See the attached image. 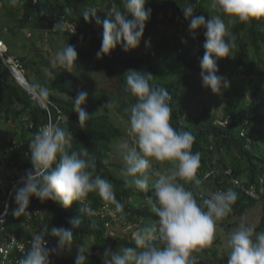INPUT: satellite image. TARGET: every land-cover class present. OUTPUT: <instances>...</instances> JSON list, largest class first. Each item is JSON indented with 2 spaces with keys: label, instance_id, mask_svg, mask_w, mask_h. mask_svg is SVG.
<instances>
[{
  "label": "trees",
  "instance_id": "1",
  "mask_svg": "<svg viewBox=\"0 0 264 264\" xmlns=\"http://www.w3.org/2000/svg\"><path fill=\"white\" fill-rule=\"evenodd\" d=\"M0 3L2 8H8L18 23L9 26L10 31L31 23L41 31L38 39L47 38L50 51L57 54L71 44L78 53L72 72L60 67L51 72L48 67L50 60L45 61L44 58L48 57L49 50L41 55L43 49L36 47L39 53L36 54V50L34 58L25 53L15 55L22 64L23 73L47 106H42L33 93L22 88V83L18 84L7 64L0 59V122L6 126L0 134H8L12 140L21 143L17 149L3 151L14 164L9 168L0 165V216H3L6 207L8 209L4 223L0 224V247L13 236L23 245L22 249L15 247L10 250L7 258L0 255V264H18L31 246L33 233L39 232L45 225L49 230L64 227L73 231L72 249L51 255L52 264H75L77 245H83L87 250L86 264H103L106 249L118 251L121 247L135 246L131 231L125 229L129 222L141 227L142 217L158 219L151 211L150 200H154L151 187L147 192L125 187L122 172L118 174L116 170H123L124 165L111 160V153L128 134L129 113L124 109L135 102V98L124 91L125 76L129 70L152 74V83L164 87L172 98V126L188 130L194 136L192 151L199 152L201 156L197 176L202 182H179L184 183L195 198L200 195L197 188L228 189L231 186L227 180L229 175L245 179L248 184L264 186L261 180L264 177V91H261V86L253 84V80L250 81L251 86L245 79L241 83L240 77H226L230 82L229 87L222 89L226 100L218 103L216 108L204 104L200 111H194L190 103L193 94L210 89L203 85L200 65L206 51L203 47L206 29H197L193 38L182 7L191 5L194 15L208 20L217 14L210 8L211 0H147L145 7L152 10L144 31L148 30L153 41L149 49L128 53L117 45L110 55L99 59L97 52L101 48L103 26L98 25L94 17L90 21L85 20L82 13L96 8V15L103 21L111 7L123 8V0H17L16 4L11 0H0ZM223 19L228 32L234 37V56L217 60V75L225 77V72L236 74L239 71L247 75L255 74L256 70L264 72V18L244 23H231L226 15ZM58 24L60 27L56 28ZM92 60H95L94 63L89 64ZM86 66L95 69L96 77L102 76L107 80L105 90L99 91L102 98L97 99L94 105H82L89 119L81 128L74 100L83 91L78 85L84 78ZM92 84L97 85L95 82ZM249 92L253 99L247 98ZM111 101L115 105H111ZM226 118L227 126L218 123V120ZM49 121L72 132L73 150L87 148L95 158L94 175L113 185L116 200L123 205L121 212L98 193H90L85 203L92 209V215L81 211L83 205L79 201L64 208L52 200L42 203L35 196L30 199L28 212L21 216L13 215L18 207L15 200L17 190L23 186L21 182L15 187L13 181L24 176L27 170H34L29 142ZM243 128L250 132V137L241 135ZM27 151L29 154H26ZM153 168L158 169L159 166L156 164ZM212 169L219 173L205 178V173ZM228 169L231 174L227 173ZM234 191L237 193V199L232 204H236L232 207L234 221L238 224L247 217L245 224L254 226L255 223L254 235L264 232V214L261 221L250 220L252 212L249 210L260 200L248 197L241 189ZM106 204L112 207L118 219L108 212L105 218L97 213ZM261 204L264 206V196L261 197ZM73 219H80L78 227H73ZM46 238L50 239L49 248L56 246L57 238L51 235ZM88 256L92 261H88ZM216 263V259L207 253L201 264Z\"/></svg>",
  "mask_w": 264,
  "mask_h": 264
},
{
  "label": "clouds",
  "instance_id": "2",
  "mask_svg": "<svg viewBox=\"0 0 264 264\" xmlns=\"http://www.w3.org/2000/svg\"><path fill=\"white\" fill-rule=\"evenodd\" d=\"M11 2L16 4L17 0ZM146 4L147 0H123V8L111 7L103 21L96 15V8L83 11L85 20L90 21L94 17L96 23L102 24L104 29L101 48L97 52L98 59L110 55L117 45H121L126 52L140 45L152 11L145 7ZM210 8L217 14L208 20L204 16L194 15L191 5L182 7V11L189 21L188 30L193 38L197 29H206L203 45L206 51L200 59L201 77L206 88L210 87L214 93L220 94L223 88L230 86V82L226 77L217 75V60L234 56V37L228 32L223 16L226 15L231 23L264 18V0H211ZM77 60V50L68 44L57 52L51 64L53 68L60 67L72 72ZM225 74L230 79L240 77L241 83L244 79L250 82L257 75L259 82L253 84H259L261 91H264L263 71L256 70L252 75L243 71ZM125 79L124 91L135 98V102L124 109L129 113L128 132L133 144L125 141L119 145L124 164L122 175L125 187L131 186L143 192L151 187L154 196V200L150 201L151 211L158 219H154L152 226L145 227V220L152 222L153 218L142 217L141 227H135L129 222L125 229L131 231L135 246L121 247L118 251L106 249L103 264H201L207 253L216 259V264H264V232L254 235L255 223L254 226L245 224L248 220L246 217L237 224L232 212L236 206L232 204L237 199L234 190L241 189L248 197L261 201L264 186L248 184L245 179L229 175L227 180L231 186L228 189L197 188L200 195L195 198L184 183L202 182L197 176L201 156L199 152L192 151L195 139L192 133L172 126L171 96L164 87L152 83L151 73L129 70ZM87 97L88 94L81 91L74 100V110L78 113L81 128L89 119L82 107ZM247 98L253 99L251 92ZM110 104L115 105V102L111 101ZM218 123L227 126L228 118L218 120ZM241 135L250 137V132L243 128ZM72 139V132L52 121L33 135L29 147L34 170H27L21 176L23 186L17 190L15 200L18 207L13 215L21 216L28 212L33 196L42 203L52 200L64 208L79 201L83 205L81 211L92 215V209L85 203L90 193H98L104 201L114 204L116 211L123 210V205L116 200L113 185L99 175H94L95 158L88 153L87 148L73 150ZM20 145L11 137L3 138L0 134V165L2 158H6L8 164L2 165L11 167L14 161L3 151L7 148L17 149ZM165 161L172 165L166 172L153 168L154 162ZM216 173L219 171L212 169L204 177L208 179ZM227 173L232 172L228 169ZM261 180L264 182L263 176ZM258 204L249 210L252 212L250 220L255 222L261 221L264 214L263 205L262 215L257 214L255 207ZM106 212L118 219L115 211L107 204L97 213L105 218ZM3 223L4 216H0V224ZM71 223L73 227H78L80 219H73ZM47 235L57 238L56 246H47L46 239L50 241L49 238L45 239ZM73 244L71 229L52 227L49 230L45 225L42 230L33 233L31 246L18 264H51V255H58L65 249L70 251ZM77 247L75 264H86V248L83 245ZM90 258L88 261H92Z\"/></svg>",
  "mask_w": 264,
  "mask_h": 264
},
{
  "label": "rangeland",
  "instance_id": "3",
  "mask_svg": "<svg viewBox=\"0 0 264 264\" xmlns=\"http://www.w3.org/2000/svg\"><path fill=\"white\" fill-rule=\"evenodd\" d=\"M18 23L14 19V15L8 12V8H1L0 9V36L5 41V43L8 46V54L11 55H18L19 53H25L29 55L30 57H35V51L37 48H42L43 51H41V55L44 52H47L49 50L48 57L45 56L44 58L50 60L49 63V69L51 72L56 71V68L52 67L51 61L55 59L56 54L53 51H50V45L48 44L47 38H41L38 39V36H40L41 31L37 28H34L31 23L25 24L23 27H17V29L13 32L10 31L8 28L9 26H16ZM102 25V24H99ZM153 44V41L150 40L148 30L144 32V35L141 39L140 45L131 51H127L128 53H136L138 51H144L149 49L150 45ZM37 47V48H36ZM39 53L38 50L36 54ZM47 54V53H45ZM37 56V55H36ZM50 56V57H49ZM0 59L3 60L0 56ZM95 60L90 61L89 64H93ZM84 69V67H83ZM85 75L83 80L79 83V87L88 94L87 100L84 103L85 105H94L97 99L102 98V94L99 93V91L105 90V84L107 78H104L102 76L96 77V71L94 68L85 67ZM241 76H244V74H241ZM225 77L229 78L228 75H225ZM20 86L27 87V81L24 79V83L19 81ZM97 83L96 86H94L92 83ZM253 82H259V78L257 75H255ZM226 100L224 96V91H222L220 94L214 93L211 88L207 91H200V93L193 94L190 99V103L192 104V110L194 111H200L204 104L209 105L212 108H216L218 103L223 102ZM5 124L0 122V133L4 131ZM128 132V131H127ZM3 138H8L10 135L5 134L2 136ZM127 141L130 145L133 144L132 138L129 136V132L127 135L124 136V140L122 142ZM120 142L118 144V147H116L114 153H111V160L123 164V155L122 151L119 148V145L122 143ZM110 160V159H109ZM157 164L159 166V169H156L161 172H166L169 167H172L170 162H154L153 167ZM124 165V164H123ZM118 171V174L122 172V170L116 168ZM152 201V200H150ZM261 202V201H260ZM151 204V203H150ZM258 210V215H262L263 212V206L261 203H259L256 207ZM111 210V209H110ZM155 220L153 219L152 222L146 221L143 224V227L145 226H152L154 224ZM89 257V256H88ZM90 258V257H89ZM91 259V258H90Z\"/></svg>",
  "mask_w": 264,
  "mask_h": 264
},
{
  "label": "built area",
  "instance_id": "4",
  "mask_svg": "<svg viewBox=\"0 0 264 264\" xmlns=\"http://www.w3.org/2000/svg\"><path fill=\"white\" fill-rule=\"evenodd\" d=\"M1 8H2V4L0 3V9ZM0 56L3 59V62L7 64L8 67L13 68L15 72L22 71V64L20 60L17 57L8 54V46L2 39H0ZM28 153L29 152L27 151L26 154ZM1 163L6 165L8 164V160L6 158H2ZM13 183L15 187H17L21 183V176H19ZM7 210L8 209H5L3 216L7 214ZM46 240L48 241L47 246L49 247V240L48 239ZM15 247H20L22 249L23 245L20 244L13 236L6 244L0 247V255H3L4 258H7V256L10 253V250L14 249Z\"/></svg>",
  "mask_w": 264,
  "mask_h": 264
},
{
  "label": "water",
  "instance_id": "5",
  "mask_svg": "<svg viewBox=\"0 0 264 264\" xmlns=\"http://www.w3.org/2000/svg\"><path fill=\"white\" fill-rule=\"evenodd\" d=\"M10 71L12 72L14 78L16 79V81L18 82V78H17V74L15 72V70L11 67H9ZM18 73H20L25 80L27 81V87H23L24 89H26L27 91L31 92L34 94V97L38 99L39 103L42 106H47V102L43 99V97L35 90V88L33 87V85L31 84V82L29 81V79L25 76V74L21 71H19ZM19 84V82H18Z\"/></svg>",
  "mask_w": 264,
  "mask_h": 264
},
{
  "label": "bare ground",
  "instance_id": "6",
  "mask_svg": "<svg viewBox=\"0 0 264 264\" xmlns=\"http://www.w3.org/2000/svg\"><path fill=\"white\" fill-rule=\"evenodd\" d=\"M16 74H17V78H19V80L24 83L25 78L20 73H18L17 71H16Z\"/></svg>",
  "mask_w": 264,
  "mask_h": 264
}]
</instances>
